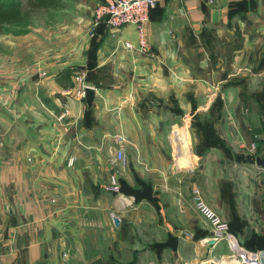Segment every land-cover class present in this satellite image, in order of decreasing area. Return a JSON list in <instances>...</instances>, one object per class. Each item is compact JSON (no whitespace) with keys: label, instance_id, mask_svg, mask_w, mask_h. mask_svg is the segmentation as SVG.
<instances>
[{"label":"crops","instance_id":"1","mask_svg":"<svg viewBox=\"0 0 264 264\" xmlns=\"http://www.w3.org/2000/svg\"><path fill=\"white\" fill-rule=\"evenodd\" d=\"M104 1L75 0L72 15L53 24L12 36L6 27L0 35L1 45L19 41L11 47L13 56L0 54V264H114L116 249L125 245L118 235L125 231L134 234L125 247H140L146 199L116 212L108 187L119 172L129 184L154 180L162 191L169 184L170 215L206 243L210 231L191 201V191L199 190L232 233L252 229L246 250L264 253V170L204 146V129L211 127L218 103L214 126L228 153L247 156L253 143L254 157L262 153V121L260 128L257 116L242 108V92L250 90L258 105L254 93L264 87V66L247 57L264 56V0H214L213 6L206 0H158L142 55L118 43L136 45L132 27L113 36L101 23L94 39L88 37L92 9ZM250 4L253 15L246 10ZM232 22L242 38L234 54L235 79L212 81L206 46L196 47L195 39L206 28ZM32 23L31 17L14 26ZM194 51L203 57L194 60ZM66 70L72 75L63 84L70 87L56 80ZM76 77L95 91L90 109L77 95ZM118 136L126 157L121 171L113 163Z\"/></svg>","mask_w":264,"mask_h":264},{"label":"rangeland","instance_id":"2","mask_svg":"<svg viewBox=\"0 0 264 264\" xmlns=\"http://www.w3.org/2000/svg\"><path fill=\"white\" fill-rule=\"evenodd\" d=\"M63 1V3L66 4V9L34 11L32 14L33 23L31 26H10L6 28L5 34H8V36L21 35L26 32L29 27H33L34 25H36V28H42L43 23H52L57 21L60 17L72 15V12L74 11L75 0ZM96 2L97 1H95V3ZM251 6L252 4H250L246 9L249 12V15H253V13L256 11V9ZM198 37V40L195 39L196 47L201 48L202 46H206V50L208 51L207 54H209V58L211 60V69L213 71L211 73V80L215 81L220 78H230V81H234L235 78L231 76L234 73V54L235 50L240 47L242 40L240 31H235L234 23L232 22L225 27L212 26L211 28H206L199 33ZM17 42L19 41L6 39L4 44H0V54L4 55L6 58L13 56L15 53H11V51H13V48L11 49V47L15 46V48H17ZM251 42L252 41H250V43ZM255 51H258L257 48ZM202 55V52L198 54L196 51H194V56L192 58L194 60H198L203 57ZM247 58L248 61L250 60V63L254 62V64L257 65V63L261 62L260 64L264 66V56L261 57L254 54L253 56H248ZM259 67L261 66L259 65L258 68ZM251 68L253 69L254 66ZM243 78L244 80L246 79L245 77ZM263 89L264 87L255 92L256 94L254 93L255 100L257 101L258 105L255 104V101V103L251 101L250 90H247L248 92H243L244 102L242 108H247L249 110V114L253 112L257 116V121L260 124V128L262 115L264 113V100L261 96L263 95ZM215 90L218 89H211L212 94L217 92ZM220 112L221 110L218 108L213 113L214 118L212 119V129L209 132L211 148H221V151L227 154L225 152L226 148L220 145L217 140H214L216 137L214 136L213 131L216 136L218 135L216 132L217 129L214 125L217 123V116ZM171 153L173 163H175L176 152L174 146ZM228 156H230L231 159L237 160L248 157L244 155L236 157V154L233 151L232 154H229ZM251 158L252 157H249L250 160H253ZM116 168H119L120 171L124 170V168L120 166H116ZM120 173L121 172L114 174L116 177L118 176L117 181L120 189L119 193H114L117 204L116 212L122 213L124 211L133 209L140 199L145 198L146 203L144 206L146 207V211L149 213V215L145 229H141L142 233L140 232V235L142 236V245L140 247L135 249H127L125 247L127 243L125 240H128L130 237H132V235H134L133 232L128 234V232L125 231L124 233L118 235L125 239V245L124 247L122 246V248L116 249L115 259L117 262L114 264H233L234 261V264H241V260L238 255H235L234 257L225 243L222 242L217 246L209 247L207 241L206 243L201 242L202 239L200 236L202 235L196 236L195 234L191 233L183 227L185 224L182 222V219L175 220V217L170 215L169 184H167L166 188L164 186L163 191L161 190L160 186L155 184L154 180L147 181L145 184H139L137 181L136 183L129 184L124 178H122ZM120 195L133 199L132 205L126 206L122 204ZM160 210H162V212L165 214L160 215L158 213ZM116 231L118 230L116 229ZM186 231H188V233L190 232V234H192L194 237L192 236V239L188 240L184 239L182 235ZM206 232L207 231L203 233L206 234ZM207 236H209L208 233Z\"/></svg>","mask_w":264,"mask_h":264},{"label":"built area","instance_id":"3","mask_svg":"<svg viewBox=\"0 0 264 264\" xmlns=\"http://www.w3.org/2000/svg\"><path fill=\"white\" fill-rule=\"evenodd\" d=\"M207 4L213 5L214 0H206ZM158 0H105L95 6L92 15V22L88 31V37L93 38L96 34V28L104 23L110 33L114 36L125 27H132L135 34L136 45L124 40H118L120 47L126 51L139 54H145L148 49V41L145 34L146 25L149 23L151 11L157 6ZM76 81L82 82L79 77ZM87 86L81 83L80 89L77 91L79 97H84V89ZM118 148L115 152L113 163L115 166L125 168L126 157L124 154V139L121 136L116 137ZM257 144L253 143L248 149L247 156L255 158ZM177 157V155H176ZM73 160L68 161L71 166ZM108 189L113 193H119L117 177L110 176ZM122 204L130 206L133 199L120 195ZM191 201L195 211L200 215L207 224L210 231L209 240L215 243H225L229 251L241 260V264H264V253L261 251L252 252L246 250L238 241L237 236L230 231L228 223L223 220L202 198L201 193L197 189L191 191ZM182 237L184 239H192V235L185 232Z\"/></svg>","mask_w":264,"mask_h":264},{"label":"trees","instance_id":"4","mask_svg":"<svg viewBox=\"0 0 264 264\" xmlns=\"http://www.w3.org/2000/svg\"><path fill=\"white\" fill-rule=\"evenodd\" d=\"M61 8H64V5L61 4L60 0H0V35L3 34L6 27L14 26L18 24H24L28 22L31 19L34 11L50 10V9L56 10V9H61ZM93 39L94 37L91 38V40ZM71 75H72V72L69 70H66L60 73L56 77V80L58 83H61L64 87H70L71 84L69 83V86L67 84H63V80L69 82L68 79ZM243 92H245V90H243ZM243 92H242V95H243ZM262 94L263 95L261 96L263 97V100H264V89H263ZM215 106H216V109L218 108L220 109V104L216 103ZM211 129H212V125L210 128L207 129L205 127L204 129V133H206V136L204 137V146L207 145L211 147V139H210V134H209ZM213 134L216 137L214 140L215 141L217 140L219 144L222 145L218 135L216 136L214 131H213ZM225 152L227 153V155H229L228 150H226ZM245 158L250 160L249 157H245ZM241 234L242 233H236L235 235L239 236ZM88 264H103V263L101 260H95Z\"/></svg>","mask_w":264,"mask_h":264},{"label":"water","instance_id":"5","mask_svg":"<svg viewBox=\"0 0 264 264\" xmlns=\"http://www.w3.org/2000/svg\"><path fill=\"white\" fill-rule=\"evenodd\" d=\"M84 99L85 104L87 106V109H90L92 107V103L95 99V91L91 87H86L84 89ZM262 134L263 138L261 140V143L263 145L262 153L260 156L255 157L253 160H250V164L257 166L260 169L264 170V114L262 115ZM114 225L115 227H119L120 221L115 218L114 219ZM253 235V231L251 228L247 227L244 229L243 236H237L239 243L244 246L248 241L251 240ZM208 245L215 244L214 240L207 241Z\"/></svg>","mask_w":264,"mask_h":264},{"label":"bare ground","instance_id":"6","mask_svg":"<svg viewBox=\"0 0 264 264\" xmlns=\"http://www.w3.org/2000/svg\"><path fill=\"white\" fill-rule=\"evenodd\" d=\"M173 138L175 139V141H177V138H176V134L174 133L173 134ZM177 147V146H176ZM176 163L180 164L181 163V158L176 160ZM233 262V261H232ZM235 263V261L233 262V264ZM227 264H231V263H227Z\"/></svg>","mask_w":264,"mask_h":264}]
</instances>
